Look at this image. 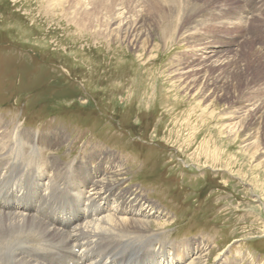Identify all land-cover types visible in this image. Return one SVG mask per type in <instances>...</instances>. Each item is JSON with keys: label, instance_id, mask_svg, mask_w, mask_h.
<instances>
[{"label": "rangeland", "instance_id": "obj_1", "mask_svg": "<svg viewBox=\"0 0 264 264\" xmlns=\"http://www.w3.org/2000/svg\"><path fill=\"white\" fill-rule=\"evenodd\" d=\"M63 1L0 0V139L58 133L33 168H115L176 264L202 244L200 264H264V0ZM118 5L139 41L110 33Z\"/></svg>", "mask_w": 264, "mask_h": 264}, {"label": "bare ground", "instance_id": "obj_2", "mask_svg": "<svg viewBox=\"0 0 264 264\" xmlns=\"http://www.w3.org/2000/svg\"><path fill=\"white\" fill-rule=\"evenodd\" d=\"M119 5L109 19V31L115 37L121 32L135 43L145 34L144 20L132 23L124 5ZM91 6L88 2L72 7L75 12L89 14ZM207 47L206 57L214 56ZM189 67L177 68L178 73L192 71ZM21 135L18 133L15 141L9 136L6 139V134L1 137L5 141L0 139V264H176L187 256L181 250L180 256L171 257L165 244L157 246L158 234L149 232L154 207L144 197L121 187L115 168L98 163L90 170L84 163L76 174V168L63 169L51 162L45 165L40 161L42 146L58 143L61 136L38 137L36 142L24 141ZM29 154L40 158L34 168ZM145 234L153 237L147 241L149 247L127 256L128 246L141 245L132 242L140 236L146 238ZM202 248L207 249L204 244L197 246V256L191 254L192 259L180 264L204 263L207 252Z\"/></svg>", "mask_w": 264, "mask_h": 264}]
</instances>
